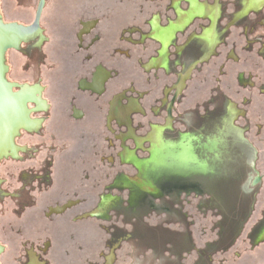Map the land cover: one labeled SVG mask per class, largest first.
<instances>
[{
    "label": "flooded vegetation",
    "instance_id": "obj_1",
    "mask_svg": "<svg viewBox=\"0 0 264 264\" xmlns=\"http://www.w3.org/2000/svg\"><path fill=\"white\" fill-rule=\"evenodd\" d=\"M40 1L32 9L34 0H14L12 9L21 15L6 21L0 10L2 22L32 27ZM68 2L64 15L56 10L57 0H44L36 30L22 32L17 47L5 53L11 89L27 109L34 106L38 122L29 117L30 126L11 132L1 161L26 162L38 151L18 141L48 131L45 123L51 121L52 136L67 135L71 144L99 154L100 163L117 173L130 167L132 174H105L124 184L113 186L119 194L114 197L112 187L104 186L94 208L83 198L57 197V182L43 179L52 174L51 156L29 177L0 179V264H139L145 251L154 256L150 264H182L183 252L193 254V264H205L204 251L194 248L190 236L137 218L141 196L165 201V182L193 177L210 180L214 197L207 207L222 215L213 245L232 244L241 226L251 222L260 196L248 241L264 242V0ZM10 51L20 52L23 71L34 68L31 82L10 80ZM47 82L53 88L50 100ZM225 88L234 94H225ZM225 134L231 141L230 170L224 174L214 167ZM107 150L115 153L105 156ZM241 179H247L246 188L238 192ZM188 191L202 209V192ZM60 219L65 243L57 241ZM83 236L89 240L78 239ZM123 243L131 253L120 261ZM173 256L177 261L170 262Z\"/></svg>",
    "mask_w": 264,
    "mask_h": 264
},
{
    "label": "rangeland",
    "instance_id": "obj_2",
    "mask_svg": "<svg viewBox=\"0 0 264 264\" xmlns=\"http://www.w3.org/2000/svg\"><path fill=\"white\" fill-rule=\"evenodd\" d=\"M14 0H0V10L5 20L8 21L13 17H17L21 15L19 9H12ZM58 1V8L56 9L59 14H66L67 8L72 5L68 2V0H57ZM62 1V2H59ZM77 1V0H75ZM105 2L115 1V0H104ZM9 2V3H8ZM37 0L32 2L31 8L35 6ZM12 9V12L10 11ZM30 9V12H32ZM50 9V8H49ZM48 9V12H49ZM54 10V9H53ZM51 10V12L53 11ZM64 14V15H65ZM29 13H26L28 16ZM2 20V19H1ZM12 20V19H11ZM50 37V36H49ZM51 38V37H50ZM51 39L45 46V52L48 53L47 55L50 59V50L52 49ZM52 55V54H51ZM46 60V61H47ZM6 61V60H5ZM24 59L20 55V52L10 51L8 56V64L11 65V73L9 74L10 80L13 82L16 81L17 83L22 82H31L33 79L34 68L26 67L25 71L22 70V63ZM50 63V62H49ZM6 64V62H5ZM7 66V64H6ZM8 69V68H7ZM42 69V71H41ZM40 72L42 73V77L45 81L48 79L44 76H47V71L45 68H41ZM33 70V71H32ZM56 78V76H55ZM5 79H7V72L5 75ZM8 81V80H7ZM225 84V83H224ZM48 92L46 93L45 97L51 99L53 96V88L50 86V83L47 82ZM53 86V84H52ZM52 89V90H51ZM13 93H15V89H11ZM225 94H234L233 92H227L226 88L224 89ZM224 105V103H223ZM28 106V105H27ZM225 106V105H224ZM34 106L30 105L28 109H31V115L28 110V118H35L38 122L37 114L35 113ZM34 125V124H33ZM47 125L46 129L48 131H44V133H31L27 134L25 138L18 141L20 145L26 143L30 149H36L38 152L35 154L28 155L30 158L28 160L23 161V163L19 162H12V163H4V179H24L29 177V172L34 173L36 170L39 169L40 161H42L48 156L52 157L53 165L50 168L52 174L47 176L43 174V179H54L57 182V197L63 200V197L69 196L71 199L83 198L88 200L91 204V208H94L96 205L95 203L98 200V197L104 193L103 187L108 186L110 189V195L119 196L118 191L114 189V187H121L124 184L123 179H105L104 175L112 176L113 173L119 175H129L132 174L130 167L122 166L120 168L121 173H117V168L111 169L107 164L100 163L99 157L94 156L93 152L88 153L87 147H82L80 143L78 144H71L67 135L64 136H52V132H50L52 127V122L45 123ZM44 125V126H45ZM37 126V125H36ZM39 127V124L38 126ZM222 135L218 136V139ZM89 137V136H88ZM87 137V138H88ZM223 136L220 140L219 145V155L218 159L219 162L214 168L215 170L222 173H227L230 170L228 158V144L231 140L227 141ZM90 138V137H89ZM91 139V138H90ZM88 142V141H87ZM223 142V143H221ZM89 143V142H88ZM87 143V144H88ZM91 144V143H90ZM55 150L54 153L52 148ZM238 151L243 154L242 147L239 146ZM77 152V153H76ZM85 153L87 156H85ZM98 153V152H97ZM105 156L112 155L115 152L113 151H105L103 152ZM84 156V158H83ZM237 156V155H236ZM242 156V155H241ZM239 158V156H238ZM242 158V157H241ZM243 159V158H242ZM238 160V159H237ZM236 160V161H237ZM235 161V162H236ZM240 163V160L236 162V165L231 169L232 174L234 170L237 169V165ZM103 166H106L103 167ZM45 168V166H44ZM43 169V168H42ZM44 171V170H43ZM24 173V174H23ZM116 174H114L116 176ZM51 176V177H50ZM81 177H88L89 179H81ZM239 180V179H237ZM246 180L241 179L240 183L236 185V191H244L246 188ZM116 182V183H115ZM112 183H114L112 185ZM111 184V186H110ZM211 183L209 179H199L197 177L190 178L188 180H177L172 179L164 183V190L167 193V199L164 200H152L150 198H146L145 196H141L139 198V210H138V221L140 223H147L150 226H158L163 227L164 229L172 230V232H182L185 236L192 239L193 246L196 249H202L204 251V259L203 262L205 264H264V242L253 246L248 241V235L252 234L249 232L251 223H253V219L255 215L259 212L258 204L261 203L262 197H258L256 200L257 205L253 211L255 215H252L251 222L247 223L245 227L240 228L238 235L234 236L231 241L232 244H227L226 242L223 243V246L220 244L213 245L214 242L217 240V235L220 232V228L218 223L222 220V215L219 209H211L208 206L210 203V199L214 197ZM114 186V187H113ZM162 188V185L160 184ZM186 190V194H179L180 191ZM189 189H197V191H201L202 201L204 203V207L202 209L198 208V202L200 200L195 198L194 194L189 193ZM255 191H259L255 189ZM72 193V194H70ZM179 196V199H176L174 194ZM181 195V196H180ZM171 196V198L169 197ZM124 197V195H123ZM112 202L114 203L115 198H112ZM198 201V202H197ZM153 208L152 210L148 209V206ZM98 223V222H97ZM125 223H129L125 222ZM226 223V222H225ZM241 223V222H240ZM101 227H108L106 222H100ZM124 229L131 230L130 225H123ZM89 238V236H86ZM151 238H158L157 234H153ZM189 240V239H188ZM151 242V240L148 239ZM131 251L130 245L123 243L122 252L119 253L120 261H124L125 256ZM121 255V256H120ZM172 255V254H171ZM174 255V254H173ZM185 259H183L182 264H193L194 256L193 254L189 255V253L181 254ZM139 264H150L153 263L152 254L150 255L149 251H145L140 253ZM154 258V256H153ZM177 261V258L173 256L170 262Z\"/></svg>",
    "mask_w": 264,
    "mask_h": 264
},
{
    "label": "water",
    "instance_id": "obj_3",
    "mask_svg": "<svg viewBox=\"0 0 264 264\" xmlns=\"http://www.w3.org/2000/svg\"><path fill=\"white\" fill-rule=\"evenodd\" d=\"M43 2L44 0L40 1L35 23L32 25V27L28 29L21 30V28L15 25L4 24L0 16V101H3L5 99L6 100L19 99V105L17 109L19 110L20 117L22 118L20 124H18L17 126L12 125L9 134L6 135V133L4 132V124L2 128L3 131H1V122H3L6 113H5V108L1 107L0 105L1 107L0 117H3L0 118V179H4L3 162L1 160H3V158L6 157V147L8 145L9 137L12 135L11 132L13 130L15 132L17 127L26 128L31 124V121L28 118V109L26 108L24 99L21 98V102H20L19 94H14L11 91L12 85L7 81V79H5V75L7 72V66L5 64V53L9 49L17 47L18 40L23 33L28 34L29 32L36 30L38 24V18L41 13Z\"/></svg>",
    "mask_w": 264,
    "mask_h": 264
},
{
    "label": "bare ground",
    "instance_id": "obj_4",
    "mask_svg": "<svg viewBox=\"0 0 264 264\" xmlns=\"http://www.w3.org/2000/svg\"><path fill=\"white\" fill-rule=\"evenodd\" d=\"M16 102H17L16 100H10V99L9 100L5 99L3 101H0V105L1 107L5 108V113H6V115L4 116L3 122H1V131H3L2 128L4 124V132L6 133V135L9 134V131L11 130L12 125L17 126V123L13 124L12 119L16 118L18 119V122H20V120L22 121V118L19 115V111L17 110V107L15 106ZM0 118H3V117H0Z\"/></svg>",
    "mask_w": 264,
    "mask_h": 264
},
{
    "label": "crops",
    "instance_id": "obj_5",
    "mask_svg": "<svg viewBox=\"0 0 264 264\" xmlns=\"http://www.w3.org/2000/svg\"><path fill=\"white\" fill-rule=\"evenodd\" d=\"M97 210H98V208L97 209H94V212L91 213V214L96 216L97 215V212H98ZM95 221L102 222L101 220H98V219L97 220L96 219H92L91 222H95ZM64 222L65 221H63V219H60V221H59V230H58L59 234H58L57 241L58 242H61V243H65V241H67V238L65 237V235L63 233V231L65 230V228L63 226L64 225ZM78 239L79 240H89V239H94V236L90 235V238L89 239H86L85 236L78 237Z\"/></svg>",
    "mask_w": 264,
    "mask_h": 264
}]
</instances>
